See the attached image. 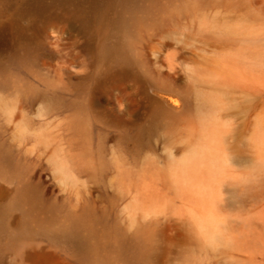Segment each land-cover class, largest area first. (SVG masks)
Here are the masks:
<instances>
[{
  "label": "rangeland",
  "instance_id": "374dc122",
  "mask_svg": "<svg viewBox=\"0 0 264 264\" xmlns=\"http://www.w3.org/2000/svg\"><path fill=\"white\" fill-rule=\"evenodd\" d=\"M0 264H264V0H0Z\"/></svg>",
  "mask_w": 264,
  "mask_h": 264
},
{
  "label": "bare ground",
  "instance_id": "6f19581e",
  "mask_svg": "<svg viewBox=\"0 0 264 264\" xmlns=\"http://www.w3.org/2000/svg\"><path fill=\"white\" fill-rule=\"evenodd\" d=\"M71 236L74 238L75 237V235L74 234H71ZM76 239H77V237H76Z\"/></svg>",
  "mask_w": 264,
  "mask_h": 264
}]
</instances>
